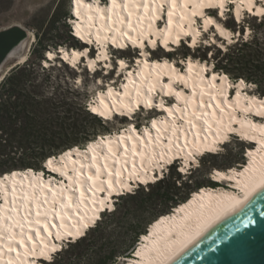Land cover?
<instances>
[{
    "label": "snow or ice",
    "instance_id": "1",
    "mask_svg": "<svg viewBox=\"0 0 264 264\" xmlns=\"http://www.w3.org/2000/svg\"><path fill=\"white\" fill-rule=\"evenodd\" d=\"M80 2L81 0H77L78 4ZM232 2L237 9L235 17L231 15L229 0H198L193 6L191 17L180 16L181 23L178 25L180 32L187 36L189 33L184 31L183 22L187 19L190 28L192 24L196 23L192 17L200 16L204 18L205 44L209 42L207 38L208 33H211L212 36L216 35V32L212 31L211 26L213 25L221 35L227 31L229 37L235 35L239 38L244 34L245 20L242 16V9L245 7L251 17V19L246 21L247 23H255V18L258 16L259 22L264 24V0H232ZM179 3L183 5L185 11L188 9L189 0H179ZM110 4V10L106 9L100 18L106 21V26L110 32H114L122 38L127 37L133 45L138 44L140 49L147 47L145 43V20H148V29L151 30L154 21L163 19V13L167 6V25L164 29L158 28L156 31L160 34L165 47H167L169 40L173 39V17L176 15V9L179 6L178 0H110ZM205 9L208 11H204ZM89 19H92V17H89ZM229 22H231L230 31L227 29ZM238 26L240 31L236 30ZM180 32L174 36V42L176 43L180 42ZM133 33L136 34L135 38H133ZM147 36H151L150 31L147 33ZM245 38H247L246 34ZM113 40L115 43V38ZM89 42L91 43V41ZM148 43L152 47L157 46L156 40L149 38ZM211 43L217 44V41L212 40ZM229 43L234 44L236 41L229 39ZM192 44L193 46L197 44L195 38ZM119 47L123 48L126 45L121 44ZM219 47H225L222 41L219 42ZM87 51L85 49V52ZM120 54L113 53L112 55L119 56ZM149 54L147 51L140 53L143 56H148ZM80 55H84V53ZM97 58L99 59V56ZM105 59H107V55H105ZM121 63L123 64V62ZM92 67L95 71V63ZM158 67L163 68L166 66ZM104 68H112L113 71H116L115 61L105 64L101 68V71ZM192 69L193 66L189 63L188 72H192ZM161 74H164L163 71H161ZM171 74L176 75L178 80L183 81L185 87L188 86L187 79L180 76L175 68L171 69ZM129 75L133 74L129 73ZM201 79H204V77H201ZM217 79L213 75L211 81L207 84L209 91L202 89L199 92V99H197L196 85H193L190 96L182 95L180 92L174 90L172 87L174 81L170 79L168 84L161 86V90L167 89L165 95H175L178 101L183 100V109H166L168 118L164 120L153 119L151 121V129L146 127L143 135L133 137L131 132H136V129L132 128L127 136L120 134L111 140L101 137L98 143L89 145L88 151L92 153L91 158L89 159L85 155V162H79V167L73 168L71 175L67 174L66 171L56 169L62 177L66 178L67 183L61 180L59 188L50 185L46 191L43 185H41L40 193L43 196V200L35 192L31 195L24 194L22 197L24 202L22 207L26 208V211L22 217L19 214V210L15 207L16 198H14L13 207L10 211L16 212L17 218L14 219L9 215L7 217L8 222L5 223V217L0 216V258L3 257L5 250L8 253L16 252L17 257H19V249L25 248L27 249L25 256L42 258L39 260V264H55L54 254L62 250V248L55 243L49 244L47 242L48 239L52 238L51 229H58L55 238L63 239L59 229H64L66 227L65 221L73 215L79 216V209L86 202L95 205L97 193L107 192L110 195L113 191L124 190L125 185L121 177L125 172H129V163H131L132 172L135 173L137 158H139L141 169L145 167V161H148L149 164L155 165V169L160 170V178H162L167 166L176 160L182 161L181 167L177 171L188 172L193 164L198 163L197 157L202 154V150L213 153L222 151L218 144L229 141V133H238L244 139H249L251 138L250 132H259L262 146H264V125L257 126L248 119V114L252 113L253 109H255L256 116L264 117V99L259 100L257 103V98L253 94L252 96L245 97L246 103L244 104H242L239 96L229 101L226 97V88L222 86L228 78L226 76L221 78L220 86L216 83ZM96 83L102 86L103 80L96 81ZM131 83V89L125 86L128 90L124 94L126 102L121 101L120 106L122 111L131 115L132 113H137L141 109V106L145 109L156 107L152 97L156 94L159 81L152 82L145 77L140 83H137L135 80ZM240 84L247 87L243 80H241ZM228 87L236 86L229 84ZM108 95H112L111 89L108 90ZM206 96L208 97L207 101L204 99ZM101 103H104V101L102 100ZM160 107H163V103H161ZM91 111L97 113L99 109L93 107ZM108 112H111L110 107ZM177 112L180 113L179 116H177ZM237 113L240 115L238 116ZM99 114L105 116L106 119L108 118L104 112H99ZM225 120H227V123H225ZM237 123L240 125L239 132L236 128L232 127L233 124ZM245 128L248 129L247 132L243 131ZM152 130L155 131V136L152 135ZM209 135L213 137L210 144L207 143ZM105 144H107V154H100L97 149H101ZM74 163L76 162L74 161ZM237 175L242 174L237 173ZM215 178L225 177H221L220 173L217 172ZM226 178L232 179V177ZM152 179L155 180L157 177L153 176ZM256 187L264 188V179ZM126 190L132 191L131 185H128ZM13 192H15V189H13ZM48 193L51 194L50 197ZM77 193L79 194L78 199ZM89 193H91V196L88 195ZM99 205L100 210H111L112 207L111 201L107 197L100 198ZM33 206L35 208L34 214ZM98 218L95 217L94 219ZM56 221L60 223L57 224ZM83 227L87 228L88 223L85 222ZM17 228L19 232L14 230ZM45 233L47 237L44 236ZM81 235H83V232L79 228L75 234L71 231L65 233V236L73 238ZM37 240L40 241L39 252L36 247ZM29 244L33 245L30 249L28 248ZM136 255L140 256L141 253L136 252ZM7 264H15V262L9 258ZM27 264H37V260H30Z\"/></svg>",
    "mask_w": 264,
    "mask_h": 264
},
{
    "label": "bare ground",
    "instance_id": "2",
    "mask_svg": "<svg viewBox=\"0 0 264 264\" xmlns=\"http://www.w3.org/2000/svg\"><path fill=\"white\" fill-rule=\"evenodd\" d=\"M198 0H189V7L185 11L183 5L179 3L178 0V7L176 9V15L173 17V39H170L169 42L178 44L174 42V36L176 33L180 32L178 25L180 22V16L185 15L187 17H191V12L193 10L194 4H196ZM111 4L110 0H106L104 3H101L100 0H81L78 4L77 0H71V18L70 20L73 23L72 31L74 32L75 39L79 37V40L85 44L86 42L90 43L92 46L93 51H96L92 57H90V50L89 45H84L82 47H72L66 48L61 45L58 50H47L45 55V63L48 66H52V61H55L59 58L64 63H69V65L74 66L79 64L81 61L85 60L87 68L89 70H93V64L97 66L98 62H103V65L108 64V60L111 57V53L109 49L118 50V51H126L132 49H140L138 44L133 45L127 37H120L118 34L114 32H110L108 27L106 26V21L102 20L101 14L105 12L106 9L110 10ZM166 10V20L161 28L158 27L156 21L152 24V29H148V20L144 22V29L146 32L145 43H148V39L156 40L157 46L152 47L150 43L148 46L151 50H156L157 48L166 51V48L163 44L160 34L157 33V29H164L167 25V11L168 7H165ZM234 8L233 14L234 17L236 16L237 9L235 5L232 7ZM246 9L247 8H243ZM242 9V14H243ZM204 11H207L205 9ZM92 17V19H89ZM200 17V16H196ZM196 17H192L196 21ZM71 23V24H72ZM184 31H187L191 34V44L193 39L195 38L198 40L199 38V29L196 26V23L192 24L189 28L187 19L183 22ZM203 25H204V18H203ZM212 27L215 28L213 25ZM228 29V28H227ZM216 30V28H215ZM151 32V36L148 37L147 33ZM230 31V29H228ZM198 33V35H197ZM219 36L226 37L227 40L231 39L228 36L227 31L221 35L220 32L216 31ZM136 34L133 33V38H135ZM185 36L182 32H180V37ZM99 37V39H98ZM113 38H115V43ZM215 40V38H213ZM211 42V41H210ZM124 44L126 47H119V45ZM23 44L19 46V49L22 47ZM90 46V49H91ZM156 48V49H154ZM85 49L88 51L85 52ZM195 49V48H194ZM98 50V51H97ZM142 51H147L146 49H140ZM15 52V51H14ZM167 52V51H166ZM84 53V55H80ZM105 55H107V59H105ZM99 56V59L97 58ZM27 56H24L23 59H26ZM99 60V61H98ZM52 62V63H51ZM123 62V64L121 63ZM191 63L193 66L192 72H188V64ZM117 67L122 70L125 68L126 63L124 59L120 57L119 62L116 63ZM115 64V65H116ZM136 65V64H135ZM158 66H166V67H158ZM137 67V68H136ZM179 67V68H178ZM212 65H209L207 62H203V60H199L196 58H187L185 62L181 66H176L174 62L168 61V57H164L163 59L158 57H150V56H143L140 55L137 58V65L134 66V70H128L125 73V81L123 82L122 87L116 88L113 83H109L106 87L105 91H98L96 94V99L94 103L89 104V111L93 114L100 115L99 112H104L108 118L106 119L105 116H101L107 121L112 120L116 116H125V117H132L136 113H132L131 115L127 112L122 111L121 109V101L126 102L125 92L128 89L132 88V81L135 80L137 83L142 82L145 77H147L150 81L156 82L159 81L156 94L152 97L154 105L156 107L152 109H145L141 106V109L138 111L146 110H160L163 111V115L158 117L151 118L156 120H164L168 118V112L166 109L175 110V108L183 109L184 102L183 100H177L175 95H172L175 99L173 104H165L164 97H168L169 95H165L167 89L161 90V86L164 84H168L169 80L171 79L174 81L172 87L176 92H180L182 95H191L193 85H196L197 91V99H199V92L203 89L204 91H209L207 88V84L211 81L213 75H215L218 79L216 83L220 86L221 78L227 77V81H224L223 87L226 88V97L229 101L233 98L239 96L241 98L242 104L246 103L245 97L252 96L250 94L244 93L243 89L244 86L240 84L241 80L239 79L236 82L231 81V79L223 72H217L212 69ZM86 68V67H85ZM175 68L180 76H183L187 79V87H185L184 82L178 80V77L174 74H171V69ZM109 69V68H107ZM127 70V69H126ZM108 71V70H107ZM163 71L164 74H161ZM209 72L205 75V72ZM132 73L133 75H129ZM204 77V79H201ZM166 80V81H165ZM244 81V80H243ZM245 82V81H244ZM179 86H178V85ZM235 85L236 87H228V85ZM125 86H128L126 89ZM112 90V95H108V90ZM257 98V103L259 100L264 99V96H258L255 94ZM207 101L208 97H204ZM104 103H101V101ZM161 103H163V107H160ZM93 107L99 109V112L94 113L91 111ZM109 107L111 108V112H108ZM230 111V109H229ZM177 116L180 115L179 112L176 113ZM239 116L240 114L237 113ZM148 125H144L143 127L138 128L132 122L129 123L126 127L122 128L120 131H115L114 133L108 132L104 136H99L94 140H90L87 142L84 148H80L78 146L70 147L63 152H60L59 155L56 156H49L45 160V165L47 169L51 170V172L56 173V176H43V171H35L32 168L28 169H14L12 171H8L2 175H0V216L5 217V223H7V217L11 215L14 219L17 218L16 212H11L10 209L13 207V200L16 198L15 207L19 210V214L22 217L25 214L26 208L22 207L24 203L22 197L25 193L31 195L33 192L36 193L37 196H40V199L43 200V196L40 193V187L43 185L44 190L46 191L48 186H56L59 188V182L61 180L64 183H67L65 177L60 175L59 171L56 169H60L61 171H66L67 174L71 175L73 168L79 167V162H85V155L88 158H91L92 153L88 151L89 145H94L99 142L101 137L108 138L109 140L119 136L120 134H124L127 136L132 128L136 129V132H131L133 137L136 135H143L145 128L151 129V120ZM248 119L251 123L259 125H264V117L256 116L255 109H253L252 113L248 114ZM227 123V120H225ZM232 127L236 128L238 132L240 131V125L233 124ZM140 129V130H139ZM243 131L247 132L248 129L245 128ZM152 135L155 136V131L152 130ZM249 139H244L238 133H229L230 138L238 139L242 143H244L245 150H243L244 155L249 162H245V164H240L239 167L233 166L229 167L226 170H217L220 173L221 177L225 178H215L217 182H228L230 188L222 187L220 185L216 187H203L200 188L198 192L192 194V199L190 202L185 203L178 207L175 212L166 215L162 220L159 221L157 225L154 226L151 233H147L145 237L140 239V244H137V248L133 253V257L130 258V264H170L175 257L192 248L195 246L204 236H206L212 229H214L218 224L224 221L230 214L244 201L247 199L259 195L264 191V188L256 187L259 182L264 179V146L261 143V136L259 132H250ZM213 137L211 135L208 136L207 143H212ZM226 141L221 142L218 144L219 147L224 145ZM115 147V145H113ZM222 148V147H221ZM100 154H107V144L103 145L101 149H97ZM159 151V150H158ZM175 151V149H174ZM207 151L202 150V154L197 157V159H201V157L205 156ZM213 153V152H212ZM218 153V152H215ZM74 161L76 163H74ZM247 161V160H246ZM199 162V160H198ZM102 163V162H101ZM182 164V161H181ZM196 168V166H195ZM247 170V171H246ZM158 173L154 174L155 172V165L149 164L148 161H145V167L143 169L140 168V161L137 158V166L135 173L131 170V163H129V172H125L121 177L123 184L125 185V189L122 191H113L109 195V193H97L96 194V203L93 205L90 202H86L85 205L81 206L79 209V216L73 215L70 219L65 221L66 227L64 229H59L61 236L63 239H56V233L58 229H51L52 231V238L48 239V243L52 244L55 243L58 246H61L60 243L63 240H67L68 236H65V233L71 231L73 234L79 230L85 233L87 228L94 224L97 219L95 217L101 216L103 210H100L99 199L107 197L112 204L111 210L114 207V198L111 195H121L123 192L127 191V186L131 185L132 190L138 187L142 183H151L155 182L158 178H160L161 173L160 170L157 169ZM215 173V174H216ZM237 173H241L242 175H237ZM186 174V173H183ZM158 175V176H157ZM213 176V173L211 174ZM156 176L157 179L153 180L152 177ZM215 177V176H214ZM226 177H232V179H227ZM214 180V181H215ZM219 184V183H218ZM119 187V186H118ZM254 188V190H253ZM15 189V192H13ZM202 189V190H201ZM131 192V191H130ZM7 193V195H5ZM50 197V193H48ZM91 196V193L88 194ZM119 195V196H120ZM77 199L79 194H76ZM108 210V209H106ZM174 210V208H173ZM35 208L33 206V214ZM110 211V210H108ZM88 223V227L84 228V223ZM59 224V221H56ZM15 231L19 232V229H14ZM47 237V234H44ZM82 236V235H81ZM80 237V236H79ZM78 237L73 238L72 240L77 239ZM33 247L32 244L28 245L30 249ZM37 251L39 252L40 248V241H36ZM27 249L20 248L19 249V257H17L16 252L8 253L6 250L4 251V255L0 258V264H7L9 258L13 259L15 264H27L30 260H38L40 257H32V256H25V252ZM136 252H140L141 255L137 256ZM120 259H123L122 257ZM125 260V258H124ZM38 264V262H37Z\"/></svg>",
    "mask_w": 264,
    "mask_h": 264
},
{
    "label": "trees",
    "instance_id": "3",
    "mask_svg": "<svg viewBox=\"0 0 264 264\" xmlns=\"http://www.w3.org/2000/svg\"><path fill=\"white\" fill-rule=\"evenodd\" d=\"M68 17H70L69 9L55 12L48 31L39 35V48L60 45L53 41L54 35L51 33L56 30L57 22L62 21L63 24H67L65 20ZM243 19L244 28L250 26L251 31L247 38L244 34L239 38L233 35L232 39L236 41L234 44H224V48L212 43H200L193 48L184 43L181 46L187 50H202L199 59L211 61L213 70L225 73L233 82L243 79L246 84H254V93L264 96V24L259 22L258 16L255 18V23H247L246 21L251 19L248 13L243 14ZM227 28L231 30L230 25ZM238 31H240L239 26ZM209 52L211 55L208 57ZM166 54L170 55L172 51H167ZM33 64L34 62L26 60L23 64L14 67L0 83V175L14 169L28 168L47 173L44 162L49 156L59 155L60 152L73 146L84 148L88 141L94 140L102 132L105 134L109 131L105 127L108 121H103L87 109V99L79 105L81 118L77 124L73 101L67 95L60 92L45 96L42 82L37 83L33 79L35 77L31 68ZM43 68L47 67L43 66ZM138 126L136 124V127ZM220 154L221 151L210 152L201 159L208 156L210 164L217 167L215 158ZM244 161L241 148L238 155L228 160L226 168ZM177 169V163L170 164L162 178L146 185L140 184L131 192L118 196L116 206L112 210L103 212L96 223L82 236L74 241H68L62 246V250L54 254L55 264H61L65 254L67 257H72L71 253L76 256L85 253L89 245H93V240L89 238L90 231L100 230L101 225L104 224V217L107 216V219L111 220L121 206L123 208V211H119L121 216L127 213L131 205L135 208L150 207L153 214L135 231L130 244L119 252L109 250L107 254L100 255L98 264H113L119 257L132 258L138 247L135 246V242L139 241L142 233L141 238L151 233L152 230L146 229L153 224L156 217L162 215L160 219L162 220L166 215L175 212L176 210L171 212L172 208L178 209L181 205L190 202L192 194L198 192L200 188L219 185L215 177H213L214 181L210 176L211 172L205 173L203 179H198L193 175V170L196 168L190 170L188 174H183Z\"/></svg>",
    "mask_w": 264,
    "mask_h": 264
},
{
    "label": "rangeland",
    "instance_id": "4",
    "mask_svg": "<svg viewBox=\"0 0 264 264\" xmlns=\"http://www.w3.org/2000/svg\"><path fill=\"white\" fill-rule=\"evenodd\" d=\"M10 1L11 0H0V13H4L6 11V9L10 5ZM100 1L101 3H104L106 0H100ZM70 6H71V0H49L48 3H46L44 6L36 10L34 14L24 22V24L34 33V40L31 45V49L27 58L28 61L34 62V64L31 66L35 75L33 79H35V82L37 83L42 82V88L44 89L45 96L54 95L55 93L58 94L60 92L67 95L69 99L73 101V108L77 113L76 123L79 124L81 118L79 114V105L81 104V102L87 99L88 105L90 103H94L98 91L100 90L105 91L109 83H113V85L116 88L122 87L126 77L125 73L128 72V70H132V69L134 70V66L137 65V58H139L141 52H137V50L118 51V50L109 49L111 53V57L109 58L108 62L115 61L116 64L117 61L115 58L121 57L122 59H124L126 63L125 68H123L122 70H120L116 64L115 65L116 71H113L112 68L109 69L104 68V70L101 71V69L96 67L97 70L94 73H91L84 66L85 60L81 61L79 64L75 66H70L68 63L62 62L59 58H57L55 61H52L53 63L51 62L52 66H48L44 60L45 53L47 50H55V48H58V45H56V47L50 45L47 46L45 49L39 48L40 47L39 40H37V38L42 32L48 31L55 12L65 11L67 9H69L70 11ZM230 9H231V14L234 17L233 14L234 8L231 7ZM71 21L73 20H68L67 18L65 20L67 24H63L62 21L57 22L56 30H54L51 33L52 35H54L53 41L69 49L72 47L80 48L83 45L71 37L70 34V30L72 28ZM221 22L223 23V21ZM198 25L200 28L199 34L201 38V39L198 38L197 40L199 43L204 41L206 35L203 30L202 17H196V26L198 27ZM228 25L231 26V22H229L227 26ZM160 26H162V23H160ZM236 30L238 31V27ZM212 31L216 32L214 27H212ZM250 31H251V27L245 26L244 35L246 34L247 37ZM207 38L209 41H212L214 40L213 38H215V40L217 41V46L219 45L221 39H224V41H222L223 44L229 43L228 40H225L227 39L226 37L219 36V34L217 33L215 36H212L211 33H208ZM231 40L235 41L234 38ZM146 50L147 52L150 53L148 56L158 57L161 59H163L166 56L171 62H174V64L177 66L183 65L185 60H187V58L190 57L199 59V56H201L202 54V50H198V51L187 50L183 46H179L176 49V51H172V54L170 55H167L166 51H163L160 48H157L156 50H151L146 48ZM113 53H121V54L119 56H113L112 55ZM209 53H208V57H209ZM93 54L94 52L93 50H91L90 55ZM184 54H185V58H183ZM199 60H203V59H199ZM203 62H207L209 65H212L211 61L209 60H204ZM43 66L47 68H43ZM118 72L119 74H117ZM97 73L99 74L97 75ZM100 80H103L102 86L96 83V81H100ZM245 85H247V87L244 86L243 89L244 93L250 95L256 94L254 93L255 90L254 84L245 83ZM174 101L175 99L173 98V96L164 97L165 104L170 105L173 104ZM161 115H163V111L160 110H151V111L142 110V111H138L131 118L130 117L127 118L125 116L123 117L116 116L112 120L108 121L105 124V127L109 130L108 132L110 133H114L115 131H120L122 128L126 127L131 122L135 125L138 124L139 125L138 128H141L144 125H148L151 118L158 117ZM108 132H106L105 134H107ZM105 134H103L102 132L101 135H97L96 137L104 136ZM245 146L246 145L244 143L239 142L234 138H230L229 141H226V143L221 146L222 148L220 147L222 149L221 154L215 158V162L218 164V166L217 167L212 166L208 161L210 160V157L208 156L202 159L199 158L198 159L199 162L197 163L198 166H196V169L193 170V175L198 179H203L205 173L209 174V172H211V174L213 173V176L211 175V177L213 178L217 170L227 171L229 169L226 168V164L228 160L238 155L241 148L245 150ZM245 162H249V160L246 157H245V161L241 164H245ZM239 165L240 164H237L235 166L239 167ZM218 183L222 187L230 188L228 182H218ZM117 200H118L117 197L114 198V207L116 206ZM120 210L123 211L122 206L121 209H119V211ZM174 210H176V208H174ZM174 210L172 208L171 212H173ZM119 211L113 217H111V220H108L107 216L104 217L105 219L104 224L101 225L100 230H97L96 232L90 231L89 238L93 240L92 242L93 245L92 246L89 245V248L88 250H86L85 253H83L80 256H76L71 253L72 255L70 254V256L72 257H67V255L65 254L61 261V264H98V259L100 255L107 254L109 250H116L119 252L122 249H125L132 241L135 231L139 228L140 225H142V223H144L147 219H149L153 214L152 209L150 207L135 208L134 205L130 206V209L127 211V213L124 216H121V213ZM161 218L162 215L156 217L153 220V224L150 223L151 226L150 227L148 226L146 230L148 229L153 230L154 226L159 223ZM142 234L139 237V241L135 242V246H137V244L140 242ZM120 258L121 257H119L118 260L113 264H130L129 262L131 260L130 258H125V260L124 258L123 259Z\"/></svg>",
    "mask_w": 264,
    "mask_h": 264
},
{
    "label": "water",
    "instance_id": "5",
    "mask_svg": "<svg viewBox=\"0 0 264 264\" xmlns=\"http://www.w3.org/2000/svg\"><path fill=\"white\" fill-rule=\"evenodd\" d=\"M48 2L11 0L6 11L0 13V83L27 60L34 33L24 22ZM170 264H264V191L240 204Z\"/></svg>",
    "mask_w": 264,
    "mask_h": 264
},
{
    "label": "built area",
    "instance_id": "6",
    "mask_svg": "<svg viewBox=\"0 0 264 264\" xmlns=\"http://www.w3.org/2000/svg\"><path fill=\"white\" fill-rule=\"evenodd\" d=\"M71 13H72V12H71ZM71 13H70V17H68V20H70V18H71V16H72ZM71 27H72V24H71ZM70 34H71V37L75 39V37H74V35H73L74 32L72 31V29L70 30ZM75 40H76V39H75ZM76 41H77V40H76ZM45 66H46V65H45Z\"/></svg>",
    "mask_w": 264,
    "mask_h": 264
},
{
    "label": "flooded vegetation",
    "instance_id": "7",
    "mask_svg": "<svg viewBox=\"0 0 264 264\" xmlns=\"http://www.w3.org/2000/svg\"><path fill=\"white\" fill-rule=\"evenodd\" d=\"M53 14H54V13H53ZM38 38H39V36H38ZM38 38H37V40H38ZM60 47H61V44L58 45V48H55V49L58 50ZM45 55H46V53H45Z\"/></svg>",
    "mask_w": 264,
    "mask_h": 264
},
{
    "label": "clouds",
    "instance_id": "8",
    "mask_svg": "<svg viewBox=\"0 0 264 264\" xmlns=\"http://www.w3.org/2000/svg\"><path fill=\"white\" fill-rule=\"evenodd\" d=\"M70 13H71V6H70ZM79 42V41H78ZM79 43H81V42H79ZM82 44V43H81Z\"/></svg>",
    "mask_w": 264,
    "mask_h": 264
}]
</instances>
